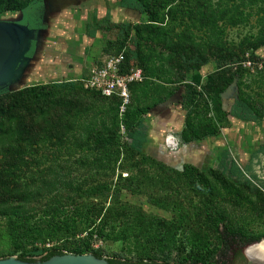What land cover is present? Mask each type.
I'll return each instance as SVG.
<instances>
[{
  "label": "rangeland",
  "instance_id": "rangeland-1",
  "mask_svg": "<svg viewBox=\"0 0 264 264\" xmlns=\"http://www.w3.org/2000/svg\"><path fill=\"white\" fill-rule=\"evenodd\" d=\"M217 1L212 0L213 3ZM223 1L228 6L238 5L246 19L235 26L223 25L222 53L227 55L229 49L234 56L239 54L253 62L251 67L245 65V61L232 64L235 68L241 64L239 70L242 72L224 93L223 108L229 112L235 102L244 96L247 99L243 105L239 104V111L253 115L258 113L260 116L250 120L233 115L221 119L216 117L215 122L221 126L220 131L191 143H184L181 136L188 112L184 99L189 96L184 84H180L179 90L167 101L139 115L138 119L131 120L130 124L134 123L131 127L123 122L122 117L128 106L136 107L141 100V103H146L140 96V90L136 92L140 101H134L129 84L126 102L117 95L105 99L101 92L84 85L82 78L108 64L111 58L126 48L124 46L118 53L119 45L114 43L109 51L106 50L108 40L116 41L118 35V29L112 22H142L147 20L145 14L122 7L120 0H40L34 6L36 10L27 12L37 17L43 15L47 29L34 60L29 63L20 80L7 88L9 94L3 96V102L9 104L27 100L33 93V86L38 88L45 85L49 90L55 82L75 81L76 86L73 87H52L69 96L63 106L58 108L54 118L66 114L64 123L67 114L79 112L84 120L96 122L97 131L108 133L110 131L102 126L104 121L106 127L117 132V139L112 145L94 146L93 143L90 146L81 143L87 133L75 128L70 129L66 134L68 137L60 144L39 141V146L31 152L30 166L21 167L20 176L15 181L22 186L27 183L31 185L30 181L39 172L50 177L57 172L59 177L63 176L84 187L83 196L88 205L91 202L99 205L106 200L108 206L111 201H115V192L121 190L117 202L127 204V215L124 220L105 226V232L113 234L111 237L103 239L94 235L92 246L96 250L105 251L109 255L123 252L125 257L132 259L159 256L162 242L156 228L161 224L172 257L187 256L193 253L192 247L196 245L194 228L208 230L202 218L209 213H227L235 228H243L250 234L264 232V45L254 50L251 46L264 27V0H244V4H241L242 0ZM195 2L182 0L179 4V20L175 22L173 32L189 26L196 34H202L196 20L197 10L193 9ZM46 5L49 6L48 11ZM107 13L109 24L112 25L110 29L105 28L108 25L105 21ZM19 15V11H8L3 12L0 18L11 19ZM194 23L197 25L193 26ZM129 48L135 49L134 44L130 43ZM157 49L162 50L161 47ZM137 62L134 59L126 62L125 57L122 62L125 65L123 75H136L138 78L135 76L134 81L144 78ZM158 64H162V61L159 60ZM216 68V59L212 57L199 71L189 72L185 80L192 81L200 76L201 82H206L208 73ZM165 69L170 70V66L166 64ZM164 77L172 78L174 75L166 76L163 73V80ZM154 80L160 81L156 78ZM118 100H121V104L119 116L115 119L111 109L112 101ZM83 110L85 114H82ZM211 114V111L206 113L207 116ZM139 120L143 122L146 132L143 152L133 149L128 142L130 130ZM82 135H85L84 138ZM6 159L5 165L0 168V184L8 179V161L9 164L14 162L13 157L8 159L7 156ZM188 165L206 171L213 170L207 175L213 186L211 192L204 193L195 183L187 171ZM102 184L110 186V190L106 192L105 188H101ZM93 186H98L97 191H91ZM90 194L95 197L89 198ZM37 217L43 218L42 211H39ZM7 221V216H0V258L10 255L39 256L63 244V236L58 234L52 237L49 234L50 227H46L45 233L37 230L34 235L28 236V242L22 248L15 249L6 226ZM148 221L153 222L150 228L145 227ZM95 228L94 223L91 229ZM208 235L207 246L198 250L201 254L218 242L214 235Z\"/></svg>",
  "mask_w": 264,
  "mask_h": 264
},
{
  "label": "trees",
  "instance_id": "trees-1",
  "mask_svg": "<svg viewBox=\"0 0 264 264\" xmlns=\"http://www.w3.org/2000/svg\"><path fill=\"white\" fill-rule=\"evenodd\" d=\"M38 1L40 0H0V15L8 11H21L27 14L32 9L36 10L34 6ZM195 1L193 9L197 10L196 20L199 22L198 27L202 34H196L189 26L173 32L176 27L175 22L178 23L179 20L177 9L182 0H120L122 7L145 14L147 20L136 23L112 22V25L118 29V35L116 41L108 40L106 47V50L109 51L114 43H118L119 53L126 46L123 50L126 62L134 59L138 61L137 63L142 69L144 78L132 81L130 88L134 101H140L141 96L146 103H141V100L138 106L127 107L122 117L127 126L131 127L134 124H130L131 120L138 119L139 115L167 101L179 90L180 84L185 85L189 96L184 99V104L188 107L185 126L181 131L184 143H191L217 134L221 126L215 122L216 117L221 119L223 116L233 115L250 120L260 116L258 113L253 115L249 112L239 111V104L243 105L247 99L244 96L235 102L229 112L223 108V93L232 84L235 77L242 72L239 70V66L242 67L241 64L236 68L232 64L249 60L239 54L234 56L233 51L229 49L227 55L222 53L225 32L223 25L235 26L243 23L246 19L243 10H240L238 5L228 6L222 0H218L216 3H213L212 0ZM242 1L241 4H244V0ZM105 21L108 22L105 28L110 29L112 25L109 24L108 13ZM179 24L181 25V22ZM195 25L197 24L194 23L193 26ZM131 32L133 33L130 36ZM126 41L128 45H126ZM130 43L134 44L135 49L129 48ZM263 45L264 27L261 28L260 36L251 43L253 50ZM158 47H161L162 50H158ZM212 57L216 59L217 68L208 73L206 82H201L200 76H196L192 81L185 80L189 72L199 71ZM159 60L162 61V64H158ZM166 64L170 66V70L165 69ZM124 67L123 64L122 73ZM163 73L166 76L172 74L174 77H164L163 80ZM155 78L161 82L154 80ZM167 83L173 85L168 86ZM56 86L73 87L76 86V82H55L49 90L45 85L38 88L33 86V93L27 100L9 104L3 102V96L9 94L8 90L6 88L0 90V168L5 165L7 156L8 159L14 158L12 164H9L8 161L6 170L8 179L0 184V216L8 217L6 226L15 249L22 248L28 242L29 235H34L37 230L40 233H45L44 228L50 227L49 234L52 237L61 234L64 239L63 244L61 247L49 249L40 258L41 260L66 252H92L98 257L106 255L111 264H227L232 258V253L234 254L233 260L243 257L241 246L264 238V232L250 234L243 228H235L227 213L220 212L209 213L202 218V223L208 230L194 228L193 236L196 239V245L192 247L194 248L193 253L187 256L172 257V251L164 237V226L161 224L156 228L157 235H161V238L160 235L158 237L162 242V250L158 252L159 256L157 254L149 259L143 257L132 259L125 257L123 252L109 255L105 251L103 253L93 248L92 238L94 235L103 239L111 237L113 234L105 232V226L111 222L124 220L127 215L129 210L127 204L117 202L120 200L121 190L115 192L116 199L113 203L111 201L108 206L105 204L106 200L99 205L92 202L88 205L84 199V187L63 176L59 177L57 172L53 177L39 172V175L31 178V185L27 183L26 186H22L15 181V178L20 176L21 167L30 166L31 152L39 146V141L60 144L68 137L66 134L70 129L75 128L87 133L85 140L81 143L90 146L93 143L94 146L112 145L117 139V132L106 127L104 121H102V126L110 131L108 133L97 131L96 122L84 120L81 114L79 116V112L74 115L67 114L68 118L64 123L63 118L66 114H60L54 118L58 108H61L69 97L67 94H61L52 89ZM51 90L53 91L51 92ZM139 90L140 96H137L136 92L139 93ZM112 103L111 109L116 119L119 116L121 100L112 101ZM210 111L212 114L207 116L206 113ZM82 114H85L84 110ZM70 117L72 119H69ZM84 136L82 135V138ZM145 140L146 132L143 129V122L139 120L137 125L130 130L128 142L133 149L143 152ZM97 157H95L96 160ZM187 171L190 172L195 183H198L204 193L213 190L207 176L213 170L206 171L197 166L188 165ZM100 186L105 188L106 192L110 190V186L107 184ZM96 187L98 186H93L91 191H97ZM64 189L67 192H63ZM88 197L95 196L90 194ZM106 199H108V194H106ZM42 202H45L43 206ZM39 211H42L43 218L37 217ZM198 219L200 220L201 216ZM94 223L96 228L91 229V225ZM152 223L151 221L146 222L145 227L150 228ZM85 233L86 235H83ZM208 233L214 235L218 242L201 254L198 250L207 246ZM19 257L27 261L38 260L33 256L19 255Z\"/></svg>",
  "mask_w": 264,
  "mask_h": 264
},
{
  "label": "water",
  "instance_id": "water-1",
  "mask_svg": "<svg viewBox=\"0 0 264 264\" xmlns=\"http://www.w3.org/2000/svg\"><path fill=\"white\" fill-rule=\"evenodd\" d=\"M45 7L46 10L49 9V6ZM19 12L21 14L17 18H0V90L13 86L25 74L29 63L37 54L46 30L30 28L28 24L22 23L23 12ZM35 40L37 45L34 55L29 56ZM245 253L252 261L264 264V238L246 247ZM43 255L33 256L38 259L36 261H27L17 255H10L0 258V264H111L106 256L98 257L92 252H66L41 260Z\"/></svg>",
  "mask_w": 264,
  "mask_h": 264
},
{
  "label": "built area",
  "instance_id": "built-area-1",
  "mask_svg": "<svg viewBox=\"0 0 264 264\" xmlns=\"http://www.w3.org/2000/svg\"><path fill=\"white\" fill-rule=\"evenodd\" d=\"M123 61L124 52L122 51L117 56L111 58L108 64L94 69L92 74L83 78L85 87L99 91L105 97L120 96L127 102L129 97V84L135 80L136 75L132 77L123 75ZM245 63L249 67L253 65L250 59L246 60Z\"/></svg>",
  "mask_w": 264,
  "mask_h": 264
},
{
  "label": "flooded vegetation",
  "instance_id": "flooded-vegetation-1",
  "mask_svg": "<svg viewBox=\"0 0 264 264\" xmlns=\"http://www.w3.org/2000/svg\"><path fill=\"white\" fill-rule=\"evenodd\" d=\"M44 13V8L42 9V14ZM21 14V13H20ZM39 14V13H37ZM41 14V15H42ZM20 16V15H19ZM38 15H33L32 13H23V18L21 20L22 23L24 24H28V26L30 28H36V29H41V28H44V29H47L45 27V24H44V19H43V15L40 16V17H37ZM40 19V20H38ZM37 45V42L36 40L34 41L33 45H32V48L29 52V56H32L35 52V46ZM255 243V242H254ZM253 243H249V244H245L243 246H241V253L243 255V257L241 259H236V260H233V253H232V258H230L228 264H258L257 262L255 261H252L251 259H249V257H247L246 253H245V248L248 247L249 245H251ZM232 259V261H231Z\"/></svg>",
  "mask_w": 264,
  "mask_h": 264
},
{
  "label": "bare ground",
  "instance_id": "bare-ground-1",
  "mask_svg": "<svg viewBox=\"0 0 264 264\" xmlns=\"http://www.w3.org/2000/svg\"><path fill=\"white\" fill-rule=\"evenodd\" d=\"M170 139H171V137L168 139V144H170Z\"/></svg>",
  "mask_w": 264,
  "mask_h": 264
}]
</instances>
